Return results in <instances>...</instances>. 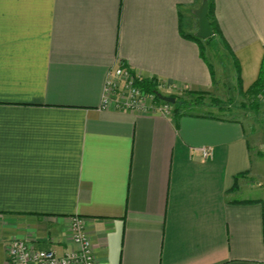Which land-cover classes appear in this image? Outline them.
<instances>
[{
    "label": "crops",
    "instance_id": "1",
    "mask_svg": "<svg viewBox=\"0 0 264 264\" xmlns=\"http://www.w3.org/2000/svg\"><path fill=\"white\" fill-rule=\"evenodd\" d=\"M201 2L0 0V264L13 238L73 248V215L97 264H264V172L239 118L100 108L118 61L167 95L216 90L214 42L255 81L264 0H214L204 57L182 34Z\"/></svg>",
    "mask_w": 264,
    "mask_h": 264
},
{
    "label": "built area",
    "instance_id": "2",
    "mask_svg": "<svg viewBox=\"0 0 264 264\" xmlns=\"http://www.w3.org/2000/svg\"><path fill=\"white\" fill-rule=\"evenodd\" d=\"M118 61L106 75L102 91L101 109H122L171 113V106L146 92L136 83L142 75ZM203 157L211 156L210 147L200 149ZM68 232L73 248L57 254L51 248L37 246L33 241L13 238L6 248V264H97L91 238L84 218L73 215L68 219Z\"/></svg>",
    "mask_w": 264,
    "mask_h": 264
},
{
    "label": "rangeland",
    "instance_id": "3",
    "mask_svg": "<svg viewBox=\"0 0 264 264\" xmlns=\"http://www.w3.org/2000/svg\"><path fill=\"white\" fill-rule=\"evenodd\" d=\"M215 43H213L210 51L207 52L209 53L207 54V58L217 71V78L219 80L218 88L211 91L209 95H204L202 104L193 106L192 111H199V113L200 111L204 113L210 111L213 114H223V118H239L243 122L245 132L249 138L248 141L253 165L255 166V164L260 163L261 171L264 172V98H258V108L251 107V98L248 95H243L237 88V83L235 84L234 76L236 74L232 68L233 61L229 62V58L224 54L223 47H218ZM162 92L165 93V91ZM179 96H185L186 99H194V95L192 96L190 94H181ZM212 96L220 98L222 100V106L229 111L219 112L215 106H211L210 97ZM229 97L231 98L230 101L227 100ZM160 101L163 100L160 99ZM166 103L169 105L172 104L169 102ZM256 189L264 190V186H258Z\"/></svg>",
    "mask_w": 264,
    "mask_h": 264
},
{
    "label": "trees",
    "instance_id": "4",
    "mask_svg": "<svg viewBox=\"0 0 264 264\" xmlns=\"http://www.w3.org/2000/svg\"><path fill=\"white\" fill-rule=\"evenodd\" d=\"M208 19H209L210 24L212 25V27L214 29V34L211 37L207 38L205 40L206 42L213 40L214 36H216V35H221L220 31L218 30V26L216 24V20L214 17V0H208ZM182 34L186 38H190V39H192V40H194L200 44V52H201V55L204 57V42L205 41L202 40L201 38L196 37L193 34L191 35V34H186L183 32H182ZM126 66H128V65H126ZM209 67H210V70L212 73V77H214V71H213L214 69L211 65ZM235 67H236V80L238 83L237 88L243 93V95H248L251 98V100H252L251 107H253L255 109L258 108V106H259V99L258 98H260V97L264 98V53H263V57H262L258 76L255 79V81L246 89H243V87L241 86V84L239 82L238 65L236 64ZM131 71L133 72V70H131ZM136 82H137L136 84L146 92L156 93L157 91L160 90V87H161V82L154 77H148V78L142 77L141 79H139ZM186 94L187 95L190 94L192 96L194 95V99L187 98L188 99L187 100L185 98V96L180 97L178 94H170V95L176 97L175 102L170 104L171 111L175 116L179 117V116L184 115V114H193V115H204V116H211L214 118L224 119L223 114H213L210 111H207L205 113L202 111H200V113H199V111L198 112L192 111L193 106H199L200 104H202L204 95H209L210 91H190ZM156 98L158 100H160L158 98V96H156ZM227 100L230 101L231 98L229 97ZM210 101H211V106H215L216 110H218L219 112L229 111L228 109H226L225 107L222 106V100L220 98L212 96V97H210ZM237 177H238V175H236L234 178L237 180Z\"/></svg>",
    "mask_w": 264,
    "mask_h": 264
},
{
    "label": "water",
    "instance_id": "5",
    "mask_svg": "<svg viewBox=\"0 0 264 264\" xmlns=\"http://www.w3.org/2000/svg\"><path fill=\"white\" fill-rule=\"evenodd\" d=\"M195 15L198 20V29L194 33L196 37L201 39H207L214 34V29L208 19V0H202L200 7L196 10ZM159 99L174 103L176 97L172 95L163 94L160 91L156 92Z\"/></svg>",
    "mask_w": 264,
    "mask_h": 264
}]
</instances>
